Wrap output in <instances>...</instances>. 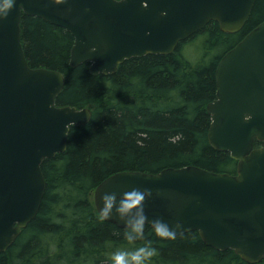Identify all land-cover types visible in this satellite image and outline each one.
Segmentation results:
<instances>
[{"label":"water","instance_id":"95a60500","mask_svg":"<svg viewBox=\"0 0 264 264\" xmlns=\"http://www.w3.org/2000/svg\"><path fill=\"white\" fill-rule=\"evenodd\" d=\"M256 2L16 0L0 21V253L41 207L44 161L64 153L71 128L92 118L90 107L57 105L66 84L63 73L30 67L21 43L23 15L71 33L70 67L89 63L90 73L98 76L115 74L133 58L172 54L213 21L225 33H238ZM216 84V98L207 106L208 140L237 161L236 174L196 166L156 174L119 172L95 189L94 203L99 213L106 191L120 197L133 188L151 189L144 202L149 220L173 226L180 221L176 237L198 232L207 246L233 250L244 262L258 264L264 259V21L223 56ZM105 221L125 229L116 217Z\"/></svg>","mask_w":264,"mask_h":264},{"label":"trees","instance_id":"16d2710c","mask_svg":"<svg viewBox=\"0 0 264 264\" xmlns=\"http://www.w3.org/2000/svg\"><path fill=\"white\" fill-rule=\"evenodd\" d=\"M263 21L264 0H257L238 33H225L213 21L172 54L133 58L113 75L94 76L89 63L70 67L71 33L23 15L21 43L30 67L63 73L57 105L90 107L92 118L71 128L64 153L44 161L41 207L0 253V264H111V253L133 245L124 238L126 229L100 219L94 191L119 172L196 166L236 174L237 161L209 143L207 106L216 98L220 60ZM193 42L200 50L187 58L181 51ZM146 236L158 248L152 264H248L233 250L207 246L198 232L162 241L148 225Z\"/></svg>","mask_w":264,"mask_h":264},{"label":"clouds","instance_id":"9594fccd","mask_svg":"<svg viewBox=\"0 0 264 264\" xmlns=\"http://www.w3.org/2000/svg\"><path fill=\"white\" fill-rule=\"evenodd\" d=\"M52 2L67 4L68 0ZM15 4L16 0H0V21L7 19ZM151 194V189L133 188L120 197L115 192L107 191L100 197V219L116 217L122 221L126 229L124 238L133 245L130 248H118L111 253V264H152L154 257L158 255V248L147 238L146 227L150 224L152 232L162 241L175 239L177 230L183 227L180 221L173 226L159 218L149 220L144 202Z\"/></svg>","mask_w":264,"mask_h":264},{"label":"rangeland","instance_id":"374dc122","mask_svg":"<svg viewBox=\"0 0 264 264\" xmlns=\"http://www.w3.org/2000/svg\"><path fill=\"white\" fill-rule=\"evenodd\" d=\"M200 50V45L197 43H190L186 48L181 51L187 58H195Z\"/></svg>","mask_w":264,"mask_h":264}]
</instances>
